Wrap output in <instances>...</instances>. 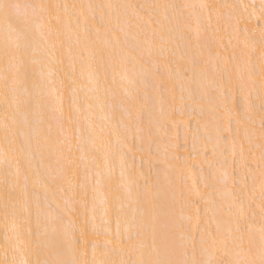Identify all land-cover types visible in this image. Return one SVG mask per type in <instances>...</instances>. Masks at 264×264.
<instances>
[{"label":"snow or ice","instance_id":"1","mask_svg":"<svg viewBox=\"0 0 264 264\" xmlns=\"http://www.w3.org/2000/svg\"><path fill=\"white\" fill-rule=\"evenodd\" d=\"M257 15L0 0V264H264Z\"/></svg>","mask_w":264,"mask_h":264},{"label":"bare ground","instance_id":"2","mask_svg":"<svg viewBox=\"0 0 264 264\" xmlns=\"http://www.w3.org/2000/svg\"><path fill=\"white\" fill-rule=\"evenodd\" d=\"M133 2H145V0H133ZM228 2L233 3H246V4H255L257 6V13L259 9L260 0H228ZM264 24V21H261L257 17H253L250 19V21L247 23V26L250 30L255 31L258 29L260 25ZM244 27V25H242ZM137 165H139L140 161L139 158L136 160ZM6 235L5 228H4V221L3 218L0 217V261H3L5 258H7L9 261L12 259V254L10 249L6 252V241L4 239Z\"/></svg>","mask_w":264,"mask_h":264}]
</instances>
